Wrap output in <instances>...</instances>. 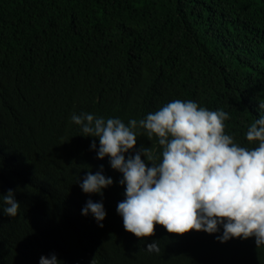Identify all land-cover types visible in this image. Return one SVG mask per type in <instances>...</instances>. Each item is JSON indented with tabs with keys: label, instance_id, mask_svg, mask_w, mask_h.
<instances>
[{
	"label": "trees",
	"instance_id": "1",
	"mask_svg": "<svg viewBox=\"0 0 264 264\" xmlns=\"http://www.w3.org/2000/svg\"><path fill=\"white\" fill-rule=\"evenodd\" d=\"M175 100L225 111V134L258 146L246 132L264 103V0H0V264H40L53 253L69 264L74 241L88 235L101 244L96 264H154L153 242L167 264H264L255 237L222 243V226L179 236L157 224L143 238L124 228L123 173L71 117L130 126ZM134 131L125 159L152 148L159 162L158 137ZM101 165L113 184L83 192ZM10 189L14 218L3 212ZM88 200L103 203L102 228L82 214Z\"/></svg>",
	"mask_w": 264,
	"mask_h": 264
},
{
	"label": "clouds",
	"instance_id": "2",
	"mask_svg": "<svg viewBox=\"0 0 264 264\" xmlns=\"http://www.w3.org/2000/svg\"><path fill=\"white\" fill-rule=\"evenodd\" d=\"M258 108L261 115L246 132L249 143L258 142L254 148L241 146L225 134L228 113L210 111L194 101L169 102L145 119L131 120L130 126L118 118L105 120L89 113L73 114L71 119L82 127L84 136L99 138L98 158L111 157V167L123 173L120 183L126 184V199L118 203L117 212L126 231L151 237L159 224L169 233L183 236L193 230L216 233L222 226L223 234L217 236L220 242L255 237L259 248L264 246V103ZM138 126L147 130L149 139L154 134L158 137L163 148L159 162L152 148H141L125 159L124 153L137 144L134 130ZM91 147L96 149L95 141ZM100 168L84 177L80 183L83 192L102 195V190L113 184L111 177L102 174L103 165ZM3 202L4 214L16 217L20 203L11 189L3 195ZM89 213L102 228L107 215L103 203L88 200L82 214ZM74 243L76 255L67 257L69 264L98 262L102 248L94 235ZM147 250L159 253L160 248L153 242ZM157 253L150 254L153 263L167 264ZM40 264L61 262L53 253L41 256Z\"/></svg>",
	"mask_w": 264,
	"mask_h": 264
}]
</instances>
